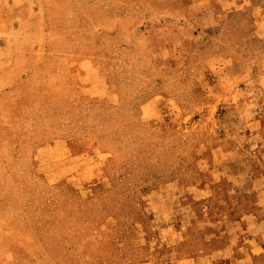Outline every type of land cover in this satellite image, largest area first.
<instances>
[{
    "label": "rangeland",
    "instance_id": "374dc122",
    "mask_svg": "<svg viewBox=\"0 0 264 264\" xmlns=\"http://www.w3.org/2000/svg\"><path fill=\"white\" fill-rule=\"evenodd\" d=\"M0 264H264V0H0Z\"/></svg>",
    "mask_w": 264,
    "mask_h": 264
}]
</instances>
